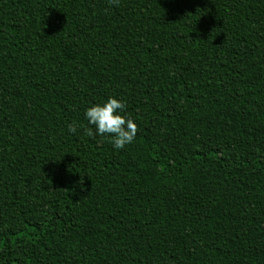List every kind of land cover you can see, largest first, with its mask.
Returning <instances> with one entry per match:
<instances>
[{
    "label": "trees",
    "instance_id": "16d2710c",
    "mask_svg": "<svg viewBox=\"0 0 264 264\" xmlns=\"http://www.w3.org/2000/svg\"><path fill=\"white\" fill-rule=\"evenodd\" d=\"M0 264H264V0H0Z\"/></svg>",
    "mask_w": 264,
    "mask_h": 264
},
{
    "label": "clouds",
    "instance_id": "9594fccd",
    "mask_svg": "<svg viewBox=\"0 0 264 264\" xmlns=\"http://www.w3.org/2000/svg\"><path fill=\"white\" fill-rule=\"evenodd\" d=\"M110 6H118L120 0H108ZM87 126L83 133L88 137H100L110 142L114 150H123L134 143L137 125L126 111L123 99L109 97L101 104H94L84 111ZM80 125L75 122L67 125V132L75 134Z\"/></svg>",
    "mask_w": 264,
    "mask_h": 264
}]
</instances>
